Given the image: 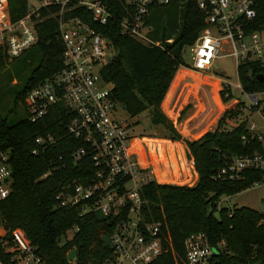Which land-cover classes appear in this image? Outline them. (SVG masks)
Here are the masks:
<instances>
[{
  "label": "trees",
  "instance_id": "1",
  "mask_svg": "<svg viewBox=\"0 0 264 264\" xmlns=\"http://www.w3.org/2000/svg\"><path fill=\"white\" fill-rule=\"evenodd\" d=\"M6 1L11 20L25 13L26 0ZM252 3L255 15L247 22L248 29H264V0H252ZM76 11L69 13L73 15ZM112 12V21L96 26L114 48L112 57L99 69L101 79L110 84V99L130 118L146 112L149 123L160 127L170 141H182L197 175L190 186L156 182L144 185L141 190L145 200L141 209L143 219L159 220L176 251H180L185 235L202 232L210 244L223 243L218 249L220 264H264V211L243 205H219L220 197L249 188L260 179V173L245 170L239 179L214 178L223 154L230 157L261 151L260 141L247 130L242 117L244 103L225 109L213 130L206 131L197 140L182 139L160 110L175 71L179 66L186 67L182 58L184 48L205 26L196 0H170L148 8L144 20L151 27L149 36L159 46L144 45L120 35L116 21L121 13L114 8ZM35 29L37 40L24 51L27 64L35 60V65L20 84L12 85L11 91L13 107L21 105L25 116L13 123L8 121L13 109L7 116H0V148L8 152L12 179L8 196L0 200V227L7 237L12 229H20L45 264H101L111 254L105 235L112 229L114 220L96 216L94 212L82 213L78 205L59 206L54 198L66 183L71 180L84 183L93 173L87 156L78 163L71 160V153L84 147V143L67 134V114L63 108L49 111L35 122L26 117L23 105L26 91L61 66L62 44L55 19H43ZM7 58L0 47V69L8 63ZM235 73L242 92L264 91V63L259 59L240 60ZM256 75H261V79L257 80ZM219 93L223 103L232 98L229 87L222 83ZM237 117L241 118L234 126L225 128L226 119ZM46 135L52 141L32 153L36 148L34 138ZM150 142L151 151L156 144L161 152L166 144L155 139ZM173 146L169 144L170 148ZM261 200L264 203V195ZM73 228L76 230L70 238L60 243V237ZM72 249H75L74 258L67 261V253Z\"/></svg>",
  "mask_w": 264,
  "mask_h": 264
},
{
  "label": "built area",
  "instance_id": "2",
  "mask_svg": "<svg viewBox=\"0 0 264 264\" xmlns=\"http://www.w3.org/2000/svg\"><path fill=\"white\" fill-rule=\"evenodd\" d=\"M169 2L26 0L25 13L11 20L7 1L0 0V47L8 58L18 57L35 44V25L40 21L51 17L57 23L62 44L61 66L26 91L23 105L31 122L41 119L49 111L63 108L67 114V134L85 145L71 153V160L78 163L87 156L93 173L84 183L76 180L66 183L54 198L59 206L78 205L82 213L98 212L100 217L114 220L112 229L105 235L111 254L101 264H220L218 254L222 242L212 245L204 233L194 232L182 238L180 251H176L159 220L143 219L142 187L157 181L149 166L138 161L133 146L136 136L129 123L114 116L119 104L110 99V86H103L109 83L99 74V69L114 54V48L96 26H105L113 20L112 8L121 13L116 21L120 35L144 45L159 46V42L149 36L151 27L144 18L149 7ZM196 6L203 14L205 26L183 50L190 59L186 62L187 68L195 72L209 69L218 57L222 43L229 49L226 55L233 57L235 68L243 59H259L264 63L261 60L264 29H248L247 22L255 15L252 0H196ZM74 9L77 11L70 15ZM221 83L231 87L225 80ZM234 87L248 100L244 109L256 110L264 102V91L244 93L238 81ZM260 116L264 123V108ZM253 127L247 125V130L260 141L261 151L230 157L223 154L215 179H239L245 170H256L260 179L251 186L264 185V140L253 132ZM241 140L245 141V137L241 136ZM51 141L49 135L35 137L36 148L32 153H37L38 148L43 149ZM11 180L8 152L0 148V200L8 196ZM163 181L168 182L166 178ZM260 211H264V203ZM0 264L45 263L20 229H12L7 237L1 228Z\"/></svg>",
  "mask_w": 264,
  "mask_h": 264
},
{
  "label": "rangeland",
  "instance_id": "3",
  "mask_svg": "<svg viewBox=\"0 0 264 264\" xmlns=\"http://www.w3.org/2000/svg\"><path fill=\"white\" fill-rule=\"evenodd\" d=\"M228 52L229 49L226 44L222 43L218 57L214 59L210 68L204 71V74L194 73L183 66V68L179 66L178 70L180 71L175 72L160 104V110L170 120L182 139H199L206 131L213 130L225 109L233 107L238 102L248 105V100L244 94L234 87L237 82L235 64L233 57L226 55ZM182 58L183 61L190 62L187 53L182 55ZM27 60L28 58L23 52L18 57L7 58L8 63L0 69V116H7V112L13 109L8 116V121L11 123L25 116V111L21 105L18 104L13 107L11 91L14 88L12 85L14 83L20 84L29 74L30 68L35 65V60L30 65L27 64ZM261 60L264 61V55ZM222 80L231 85L229 88L232 98L225 103L221 102L219 93ZM103 86L108 88L110 84ZM262 108H264V102L260 103L256 110L250 111L245 108L242 111V117L245 118L247 125L252 124L254 126L253 132L260 135L264 140V123L260 116ZM115 110L114 116L117 119L130 124V130L137 138L133 142L136 157L139 162L149 166L156 178V183H164V178L168 181L164 184L190 186L195 183L197 175L194 174L193 167L188 166L190 161L187 160L191 159L181 141L177 142L183 147V151H178L181 154L179 155L176 150L180 145L174 144V147L170 148L169 139L164 135V131L149 123L146 112L135 118H130L120 105ZM239 118L241 117L226 119L224 126H234ZM153 139L166 142L163 144L161 152L156 144L152 145L151 151L150 141ZM182 153L187 159L188 164L186 166L183 163ZM180 159L181 161H179ZM167 162L174 165L173 170L168 165L165 166ZM167 170L172 171V173L169 175ZM263 195L264 185L251 186L237 194L220 197L219 205H243L261 210ZM95 215L99 216L100 214L95 212ZM71 234L72 230H68L65 236L60 237L59 242H64L65 239L70 238Z\"/></svg>",
  "mask_w": 264,
  "mask_h": 264
},
{
  "label": "crops",
  "instance_id": "4",
  "mask_svg": "<svg viewBox=\"0 0 264 264\" xmlns=\"http://www.w3.org/2000/svg\"><path fill=\"white\" fill-rule=\"evenodd\" d=\"M180 67H182V66H180ZM183 68V67H182ZM187 68V67H186ZM188 70H190L189 68H187ZM177 70H178V68H177ZM175 71V72H178V71H180V70H178V71ZM190 71H192V70H190ZM192 72H194V73H198V74H204V71L203 72H195V71H192ZM221 85V84H220ZM178 132V131H177ZM179 133V132H178ZM137 139V138H136ZM180 141V140H179ZM179 141H168L169 143H173V144H179V143H177V142H179ZM181 143L182 144H184L182 141H181ZM180 145V147L176 150V152L179 154V152L178 151H183V147H182V145L181 144H179ZM140 146V145H139ZM174 147V146H173ZM179 155H181V154H179ZM179 158H180V156H179ZM182 159H183V163H184V165L186 166V164H188L187 163V161H190L189 162V164H188V166L190 165V167L192 168V161L191 160H187L185 157H184V154L182 153ZM187 160V161H186ZM179 161H181V159L179 160ZM141 163V162H140ZM180 163H182V162H180ZM141 164H143V165H145L144 163H141ZM169 166V168H171L172 170L174 169V165L170 162H167V164L165 165V166ZM148 166V165H147ZM187 168V167H186ZM168 171V174L170 175L171 173H172V171H170L169 172V170H167ZM194 174L196 175V173L194 172ZM195 175H194V178H195ZM191 178V177H190Z\"/></svg>",
  "mask_w": 264,
  "mask_h": 264
},
{
  "label": "water",
  "instance_id": "5",
  "mask_svg": "<svg viewBox=\"0 0 264 264\" xmlns=\"http://www.w3.org/2000/svg\"><path fill=\"white\" fill-rule=\"evenodd\" d=\"M255 78L257 80H260L261 75H256ZM74 255H75V249L68 251L67 256H66L67 261H72V259L74 258Z\"/></svg>",
  "mask_w": 264,
  "mask_h": 264
},
{
  "label": "bare ground",
  "instance_id": "6",
  "mask_svg": "<svg viewBox=\"0 0 264 264\" xmlns=\"http://www.w3.org/2000/svg\"><path fill=\"white\" fill-rule=\"evenodd\" d=\"M135 148V147H134Z\"/></svg>",
  "mask_w": 264,
  "mask_h": 264
}]
</instances>
